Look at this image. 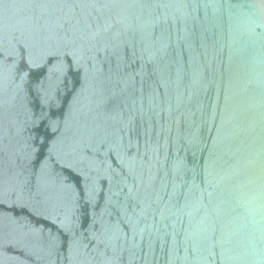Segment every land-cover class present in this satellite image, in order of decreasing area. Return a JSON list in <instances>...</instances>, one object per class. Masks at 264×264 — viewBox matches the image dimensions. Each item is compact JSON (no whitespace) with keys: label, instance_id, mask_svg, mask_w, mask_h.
<instances>
[{"label":"water","instance_id":"1","mask_svg":"<svg viewBox=\"0 0 264 264\" xmlns=\"http://www.w3.org/2000/svg\"><path fill=\"white\" fill-rule=\"evenodd\" d=\"M0 264H264V0H0Z\"/></svg>","mask_w":264,"mask_h":264}]
</instances>
